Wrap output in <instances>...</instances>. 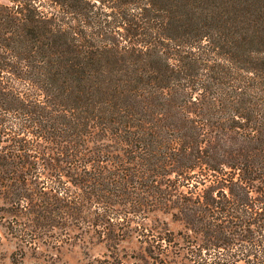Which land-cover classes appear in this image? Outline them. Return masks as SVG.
<instances>
[{"label":"trees","instance_id":"1","mask_svg":"<svg viewBox=\"0 0 264 264\" xmlns=\"http://www.w3.org/2000/svg\"><path fill=\"white\" fill-rule=\"evenodd\" d=\"M0 198L29 246L104 243L78 264H264V0L0 1Z\"/></svg>","mask_w":264,"mask_h":264},{"label":"rangeland","instance_id":"2","mask_svg":"<svg viewBox=\"0 0 264 264\" xmlns=\"http://www.w3.org/2000/svg\"><path fill=\"white\" fill-rule=\"evenodd\" d=\"M7 2V0H0ZM1 204V198H0ZM168 227L174 231L182 228L177 221H172L169 215L161 214ZM0 264H78L99 257L107 249L104 243L98 242L91 233L74 229L70 235L58 243H43L29 246L15 236L0 222ZM141 239V238H140ZM175 239L182 243V238ZM185 242V241H184ZM145 242H140L135 235L123 240L118 248L122 260L129 264H198L193 263L185 254V249H178L171 243L166 255H160V250L154 247L150 253L144 250ZM184 245V243H182ZM160 255V256H159ZM234 264H244L237 261Z\"/></svg>","mask_w":264,"mask_h":264}]
</instances>
